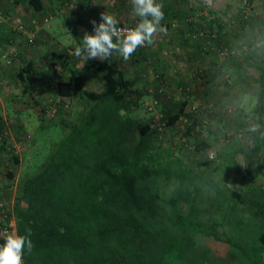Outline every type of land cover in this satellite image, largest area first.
I'll list each match as a JSON object with an SVG mask.
<instances>
[{
	"label": "trees",
	"instance_id": "16d2710c",
	"mask_svg": "<svg viewBox=\"0 0 264 264\" xmlns=\"http://www.w3.org/2000/svg\"><path fill=\"white\" fill-rule=\"evenodd\" d=\"M29 2L42 8L38 0ZM217 33L215 43L220 45ZM249 57L261 71L255 105L259 111L264 61L248 51L239 64L252 63ZM89 68L101 73L100 90L84 87ZM16 75L34 82L33 63L23 64ZM73 89L82 103L80 112L74 119L62 118L63 134L50 144L38 167L33 172L27 167L17 183L16 232L24 235L30 228L33 242L32 251H24L23 264H189L200 235L226 243L240 264H264V190L243 188L249 185L244 177L250 167L239 177L240 167L231 163L236 154L226 157L231 159L227 176L216 180L159 145L149 123L132 114L146 91L108 60L83 58L77 76L55 82L59 95L72 96ZM185 105L184 99L178 110L166 114L167 127ZM195 118L186 133L193 147L202 150L208 142L192 136L198 126ZM5 130L0 112L2 148H7ZM19 160L15 154L11 162ZM246 164H251L247 158ZM6 173L14 177L12 168ZM20 200L25 208L18 205ZM7 236L0 237V244Z\"/></svg>",
	"mask_w": 264,
	"mask_h": 264
},
{
	"label": "rangeland",
	"instance_id": "374dc122",
	"mask_svg": "<svg viewBox=\"0 0 264 264\" xmlns=\"http://www.w3.org/2000/svg\"><path fill=\"white\" fill-rule=\"evenodd\" d=\"M237 2L238 0H230V2H227L226 0H187L185 2L183 0L182 2H179L181 8V11L180 9L179 11L183 17H180L179 14H177L173 15L171 19L168 20L164 16L163 20H168L169 22V26H164L167 31L166 33H157L154 36L153 44L150 46L155 48L157 52H160L163 60L168 61L170 66L167 67V71H165L163 76L165 75L168 80H173L174 82L170 85L175 87L174 98L166 99L161 97V101L158 105L159 109L162 110L166 116V114H169L171 111L178 110L182 100H186L184 111L180 114V117L172 126L165 127L163 136L161 138L158 137L156 142L162 147H166L169 150L175 151L174 153L180 154L183 160L193 167H205L204 171L207 167H210L212 172L211 170H208L207 172L212 173V176L215 177L216 180L221 179V176H227L228 169L225 167L226 163H228L231 159L227 160L226 157L231 156L230 154L233 153L234 155L236 154V156L232 157L231 160L233 161L231 162L233 164H231L232 167H235V164H237L240 167L239 169L244 172H246V166L252 169V176L249 177V175H247L245 176L246 178L244 177V180L249 183V185H244L243 187L247 190L248 188L245 186H248L249 188L252 186H258L260 188L264 187V155L261 150H253V148L258 146L254 143L255 139L251 137V133L253 134V132H250L249 128H247V124L244 122V117L242 119L240 118V115H236V107H233L232 103H225L226 106L224 107L222 104L218 105L209 100L199 99V93L196 96L194 90L199 88L195 79L196 71L193 72L190 68L194 66V62L197 60V57L201 56L205 57L211 55L218 59L240 57L243 51L240 49V46L235 45V43L244 39H246L245 42H247L252 37L260 36L257 34V31L259 32L257 29H260V27L264 29V17L260 18V20L255 17H253L255 18L253 19L250 11L247 16H245L243 8L245 7V4H250L248 0L240 1V9L242 10L240 11L239 9L241 14L237 13ZM157 3L163 4V10L167 9L166 0H157ZM70 4L76 6L79 4L81 5L79 0H72ZM83 4H85V8H87L91 5L93 6L94 1L88 0ZM103 4L104 3H101V5ZM107 5L106 7L109 8ZM109 5H113V7H115L112 10V15L120 16L121 18L118 17V19H120L124 24L135 26L138 22V17H136L132 11L131 0H113L109 3ZM107 8L105 9L106 11ZM263 8L264 1L260 5V10L263 11ZM96 11L99 12L98 8H96ZM108 11L110 13L109 9ZM232 11L234 14H232ZM228 13H231L230 16ZM0 14L5 18L4 22H0V25H3L5 28H12V18L19 17L21 19V17L13 11H7L1 8ZM7 15H9L8 19ZM219 21L225 23L224 34L226 35L223 34V28L219 25ZM240 23H243L245 26L240 27ZM63 24H65V27L68 28L67 23ZM90 27H87L88 29L86 31L88 33H92ZM220 27L221 29L219 30ZM63 28L64 26L62 25L60 30H63ZM217 31H220V37L216 39L220 41L218 42L221 43L220 45H222V48H226V50L223 49V52H221L222 49L219 50L218 47L220 45L215 43V38H212L213 33L215 34L214 37L218 36ZM57 36L60 39H66L64 37L65 33L63 32L57 33ZM71 37L75 39L76 35L71 34ZM261 41H263L262 38L256 37L253 43H260ZM66 42L69 48H72L70 47V44L76 45L75 42L72 41ZM188 43L192 50H187L186 52L184 49ZM204 45H207V47L202 48ZM209 47L212 48V50H209ZM74 49L73 53L75 51ZM4 51H2V53ZM73 53L70 55L71 58L74 57L75 59V55H73ZM191 53H194L195 55H192ZM62 55L60 56V60H62ZM81 59H83V56L79 58L76 57L75 59L78 66ZM66 62L69 61H62V63ZM131 68L132 65H129L127 68L129 74L134 73ZM145 70L147 77L144 75L142 78L150 77L151 79H154L152 61H147L145 63ZM186 71L189 73L193 72V80L188 78L186 81L187 83L183 84L182 80L184 79L180 77L183 73H187ZM99 73L91 76L88 83H83L84 87L99 90L102 86V76H100ZM77 75L78 74L75 73L73 76L75 77ZM176 81H180L182 83L181 85H189L190 89L187 92H185V90L179 92L178 86L180 83L177 84ZM194 82L195 85H192ZM157 83L158 82L155 81L152 85L149 84L150 86H148V88L156 87ZM10 85L9 89H11ZM137 86L141 87L140 82L137 83ZM14 88L18 89L19 85ZM146 93L147 95L144 94L141 97L140 104L134 106L132 114L138 121H147L150 129H153L151 127V113H149L143 105L144 100L148 99L150 95L147 89ZM26 94L27 93L24 95L25 100ZM186 94H193V97L191 96L190 99H187L185 98ZM18 95V99L11 101L13 105H10L9 101H4V105L6 109L8 108L10 110V114L8 115L6 113L4 115L7 117V124L6 131L3 135L6 138L7 146H11L12 143H15L16 148L18 149L14 152L11 149L5 148L7 149L6 152L0 155V162L4 163L0 171V182H3L5 186L7 185V182L14 185L15 178H10L6 173V171L10 168H12L14 170V174L17 173V176L19 175L20 178L22 172L26 170L27 167L30 172H33L38 167V164L45 158L50 144L57 140L64 132L62 118L74 119L82 108V103L77 91H75L74 96H71L70 98H61L58 100L51 99L45 104H37L38 106L36 107L31 106L32 108L30 109H26L20 104L24 103V100L21 102L19 100L20 94ZM203 104L205 105L204 108L201 107ZM51 106L56 107V109L49 112L48 109L51 108ZM15 108L22 110L18 112ZM222 108L225 111L224 115L217 116ZM196 115L199 120L198 126H195V131L193 133H196V137L198 136L199 139L204 138L209 141L210 146L202 150H197L193 147L192 150L194 151L188 150L187 152L182 150L180 147L172 148L171 145H174V141H178L180 135L188 137L186 127ZM226 119L229 121L228 126L224 123ZM246 121H248L247 118ZM134 133L137 134L136 132ZM193 133L192 136H195ZM135 138L136 135H134L131 140L127 141V149L132 148ZM248 138L251 139V143L247 142V140H249ZM187 140L191 145L193 144V139L187 138ZM239 147H242L243 151L240 150ZM209 148L214 149L215 157L208 158L206 156L205 152ZM252 151L254 152L252 153ZM15 154L20 159L19 163H11L10 166H7V159H12ZM246 158L251 161L250 165L246 164ZM1 173L3 176L2 178ZM11 189L12 188H10V190ZM209 193L213 195L214 192L211 189ZM231 254H233V250L230 249L226 243L218 241V239L213 236L200 235L198 243L192 250L191 255L188 257L187 263L240 264L239 258L232 257Z\"/></svg>",
	"mask_w": 264,
	"mask_h": 264
},
{
	"label": "crops",
	"instance_id": "0c3cea01",
	"mask_svg": "<svg viewBox=\"0 0 264 264\" xmlns=\"http://www.w3.org/2000/svg\"><path fill=\"white\" fill-rule=\"evenodd\" d=\"M71 1L38 0V3H41L42 8L36 9L34 5L29 2V0H0L1 9L13 11L15 14L21 17L22 21L26 25L36 29L37 33L36 38L31 42L24 35L20 34L17 31H14L12 28H5L3 27V25H0V112L3 116L5 124H7V117L4 115L6 113L9 115L10 110L8 108L6 109L4 101H9L10 105H13L11 101H15L16 99H18V94H20L19 100L21 102L22 100H24V103L20 104L26 109L36 107L39 104H45L46 102H49L48 100L51 99L58 100L61 98L65 99L71 97L69 95H59L55 91V82L58 79H63L67 76L74 77L73 75L75 73L78 74L83 67V59H81L78 66V63L75 62L76 56L74 59V57L71 58V55H68L66 59L60 60V56L62 55L61 53H64V51L69 49L66 41L75 42L76 45L70 44V47H72L73 49L80 46L82 44L81 39L83 38L85 32H87V27L93 25L91 23V21L93 20H95L97 23L100 22V13L106 11L105 9L107 8V3V6H109V8H107L106 12L108 14H112V10L115 8L113 7V5H109V3L113 0H93L94 5H91L92 7L89 6L87 8H85V4L83 3L88 0H79L81 5L79 4L77 6L71 5ZM182 1L183 0H166L167 9L163 11L165 13V17L168 20L171 19L173 15L177 14H179L180 17H183L180 12L181 8L179 4V2ZM184 1L186 2L187 0ZM226 1L230 2V0ZM240 1L242 0H238V2L236 3L238 10L236 12L241 14L240 11L242 9H240ZM263 1L264 0H248V2L250 3L248 4V7L249 11L251 12L250 14L252 18L255 17L260 20V18L264 17V8L263 11L260 10V5ZM101 3L104 4L101 5ZM96 8H98L99 12L96 11ZM108 9L110 10V13ZM233 11L232 14H234ZM230 14L231 13H228L229 16ZM116 17L121 18L120 16ZM118 20L120 21V23H123L120 19ZM168 20H163L161 24L163 26H169ZM63 23H67L68 28H66L65 24ZM218 23L223 28L224 34L225 23L222 21H219ZM62 25L64 26V28L63 30H60L62 28ZM242 26L245 25L243 23H240V27ZM221 27L219 28V30L221 29ZM257 30H259V32L257 31V34H259L260 36L252 37L247 42H245L246 39H244L235 43V45L240 46V49H242L243 51L240 57L218 59L211 55L205 57L201 56L197 57V60H195L194 62V66L190 68L191 71H196V77L199 76L202 78L201 82H198V80H196L199 88L194 90L196 96L198 93L200 94V96L198 97L199 99L209 100L218 105L222 104L224 105V107L226 106L225 103H232L233 107H236V115H240V118L242 119L244 117V122L245 124H247V128H250L252 125H259V130L253 133L254 135L251 133V137L255 139L254 143L258 145L256 146V148H253V150H261L262 154L264 155V138H262V134H264V89L262 91V109L260 108L259 111L255 110V105L257 104L258 98L259 83L261 80V71L255 64H253L254 60L252 57L248 58L252 63L239 64L242 60L246 59L248 51L254 53L258 58H260L262 62L264 61V29L260 27V29L258 28ZM59 32L65 33L64 37L66 39H60L57 36V33ZM71 34L76 35V38L73 39V37H71ZM11 37H18L17 42H13L15 46L17 45V54L13 57L11 63H6L4 58L1 56V53L11 43L9 42ZM256 37L262 38L263 41H261L260 43H253ZM206 47L207 45H204L202 48ZM208 49L212 50V48L210 47ZM187 50H192V48L189 47V43L185 46L184 51L187 52ZM191 54L195 55L194 53ZM28 61H31L35 68L36 77L34 82H29L26 79H22L16 75L17 69ZM62 61L69 62L62 63ZM108 61L116 64L118 67L121 66L126 75L136 79L137 83L140 82L141 87L139 88L142 91H146V89L148 90V86H150L149 84L152 85L155 81L158 82L159 77L157 75L165 74V71H167V67L170 66L167 60L162 59V55L160 54V52H157L152 46L138 47L137 50L132 54L130 59L127 61H125L119 54H113V56ZM147 61H152L154 69V79H151L150 77L146 78L147 75L145 70V63ZM129 65H132L131 70L132 72L134 71V73H128L127 68ZM193 72H187L188 74L183 73L181 75L180 78L184 79L182 80L183 84L187 83L186 81L188 80V78L190 80H193ZM98 73L99 72L97 70L89 68L82 78L83 83H88V81H90L91 79V76ZM99 74L101 76V73ZM144 75H146V77L142 78V76ZM203 80L205 85L202 82ZM169 81L171 83L174 82L173 80ZM176 83L182 84L180 81H176ZM9 85L11 89H9ZM17 85H19V88H14L17 87ZM75 91L76 90L73 89L72 96H74ZM24 92L28 94H26V100L24 98ZM145 94L147 95L146 92ZM191 96L193 97V94H188L187 99H190ZM204 106V104L201 105L202 108H204ZM55 109L56 107L51 106L48 111L50 112ZM15 110L20 112L22 109L18 110V108H15ZM224 112L225 111L222 108L217 116L224 115ZM195 117L194 118L198 121L199 118L197 117V115ZM246 118L248 121H246ZM224 123L226 126H228L229 121L226 119ZM193 134L196 135V133ZM202 139L204 138H201L200 140ZM207 142L208 146H210V142ZM6 150L7 149H5V147L2 148V145L0 143V155L4 154ZM253 152L254 151H252V153ZM11 160L12 159H7V166H10V164L12 163ZM3 165L4 163L0 162V171ZM194 168L201 169L205 174L212 176V173L207 172L208 170H211L212 172V169L210 167H207L208 169L206 168L205 171V167ZM243 172L244 171L240 169V174L238 176L240 177ZM247 175H249V177L252 176V169L249 170V174ZM2 177L3 176L1 173V178ZM14 178V185L7 182V185L5 186L3 182H0V222L3 223L7 222V220L9 219L16 221L14 204L19 175L17 176V173L14 174L13 179ZM245 187L249 188L248 186ZM10 188L12 189L10 190ZM262 188L264 190V187ZM18 205L21 208H25L26 202L20 200L18 202Z\"/></svg>",
	"mask_w": 264,
	"mask_h": 264
},
{
	"label": "clouds",
	"instance_id": "9594fccd",
	"mask_svg": "<svg viewBox=\"0 0 264 264\" xmlns=\"http://www.w3.org/2000/svg\"><path fill=\"white\" fill-rule=\"evenodd\" d=\"M132 11L138 22L132 28H124L118 18L106 11L100 13V22L91 21L92 33L85 32L82 44L75 48L73 55L83 56L85 60H109L113 54H119L125 61L129 60L138 47L150 46L157 33H166L161 24L165 13L163 4L157 0H131ZM259 125H252L250 132H257ZM264 138V134H262ZM32 230L25 229V234L8 235L0 244V264H23L25 249H33Z\"/></svg>",
	"mask_w": 264,
	"mask_h": 264
},
{
	"label": "built area",
	"instance_id": "2783aa9c",
	"mask_svg": "<svg viewBox=\"0 0 264 264\" xmlns=\"http://www.w3.org/2000/svg\"><path fill=\"white\" fill-rule=\"evenodd\" d=\"M243 11L245 12V16H247V14L249 13V7L248 4H245V7L243 8ZM9 18V15H7V19ZM4 17L1 16L0 14V22H4ZM12 21V29L14 31L19 32L20 34L24 35L27 39H29L31 42L35 39L36 37V29L29 27L28 25H26L19 17H14L11 19ZM118 26H122L124 28H132L134 26L131 25H126L124 23H120V25ZM93 25L90 27L91 32L93 31ZM214 33H213V37L214 38ZM18 37L14 38L11 37L9 42H11L7 49L2 53V57L4 58L5 62L10 63L13 59L14 56H16L17 54V49L15 47V44L13 43L14 41L16 42ZM212 46V45H211ZM210 46V47H211ZM224 47V46H223ZM219 50H221V52H223V49L226 50V48H222V45H220ZM73 53V49L69 48L66 50V53H64L62 55V59H65L68 55ZM159 77L158 83L156 85V87L154 88H148V92L150 93V96L148 99H145L143 102L144 107L147 109V111L149 113H151V127L155 130V132L157 133V136L159 138H161L163 136V132L165 127L167 126V122H166V116L164 114V112L162 110L159 109L158 105L161 101V97H164L166 99H173L174 98V92H175V87L171 86V82L162 74L157 75ZM201 77L197 76L196 80H198V82H201ZM197 82V81H196ZM203 82V81H202ZM195 84L192 83V85ZM178 90L179 92L185 90V92H187L190 89L189 85H179L178 86ZM188 97V94H186V97ZM6 131V130H5ZM187 136L185 135H180L178 141H174V145H171L172 148H181L184 151H188V150H192L193 149V145H191L188 140H187ZM249 140H247L248 143H251V139L248 138ZM7 149H11L14 152H16L18 149L16 148V144L12 143L11 146H7ZM194 151V150H192ZM206 156L208 158H213L215 157V153H214V149L213 148H209L206 152H205ZM16 224L15 221L12 219L7 220V222L5 223H1L0 222V237L2 236H6V235H10V234H16Z\"/></svg>",
	"mask_w": 264,
	"mask_h": 264
}]
</instances>
